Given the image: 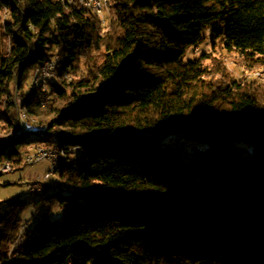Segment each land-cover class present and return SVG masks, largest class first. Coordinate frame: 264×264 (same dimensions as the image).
Returning a JSON list of instances; mask_svg holds the SVG:
<instances>
[{
  "label": "trees",
  "instance_id": "16d2710c",
  "mask_svg": "<svg viewBox=\"0 0 264 264\" xmlns=\"http://www.w3.org/2000/svg\"><path fill=\"white\" fill-rule=\"evenodd\" d=\"M106 10L102 23L76 0H0L1 126L19 110L47 124L0 138V162L20 165L35 144L65 157L55 188L30 195L35 223L22 229L25 198L0 206V264H264V83L211 51L186 57L221 38L241 71L264 67V0ZM52 52L44 106L28 83Z\"/></svg>",
  "mask_w": 264,
  "mask_h": 264
},
{
  "label": "rangeland",
  "instance_id": "374dc122",
  "mask_svg": "<svg viewBox=\"0 0 264 264\" xmlns=\"http://www.w3.org/2000/svg\"><path fill=\"white\" fill-rule=\"evenodd\" d=\"M109 15V13L104 12V15L101 17V22L104 23L107 16ZM214 40H212L211 38H207L203 43H201L200 45H198L197 48L191 46L188 48L187 52H186V57L191 56V55H199L201 54V52L203 51H211L213 52V59L211 60V62L214 63H218L221 64L222 66H224L225 71L230 74V75H234L236 77L240 76V75H245V74H249L248 72L245 71H241V65H240V57L234 53V52H225L224 50L222 51L220 48V44L219 42L221 41V38H218L215 40V45L213 46L211 43ZM55 54V52L51 53V56L53 57ZM259 68H264V67H259ZM258 69V68H256ZM255 70V69H254ZM253 71V70H252ZM55 71L53 70H46V68L44 70H42V68H37L33 73L31 80L28 83V90H34L35 88H40L42 90V94H41V102L42 104L45 106L49 103L50 101V96L47 94V89H46V84L45 83H39L37 86L32 85V80L34 75L36 76H40L43 77V74H51L53 77H55L54 73ZM251 72V71H249ZM49 78V76H47V79ZM46 79V80H47ZM263 83V82H262ZM18 101L20 100V98H22L20 95H16ZM34 119L35 121H37V119L35 117H31V119ZM3 125V122L0 121V136L4 137L6 134L9 133V129H3L1 126ZM181 139V138H180ZM180 139L178 138V136H171L168 140V142H172L171 144L173 145H177L180 141ZM178 142V143H177ZM189 144H187L185 147H188ZM184 147V148H185ZM200 148H205L206 144H200L199 145ZM75 155H77V153H74L73 156L76 157ZM49 168V163L46 161L43 162H39L33 165H28V166H24L21 169H17L14 170L12 172L0 175V206L4 207L5 205V201L7 199H11L13 197H20V198H25L28 202L27 207L25 208V210H23L22 214H21V223H22V229H24L27 224L32 225L33 223H35L41 216V211H37L36 213H34L35 210V206H36V198H30V193L29 190L27 188V183H31L32 181H34L35 179L42 177L43 173L45 170H47ZM56 179V177H54V175L49 179V182H54V180ZM41 193H39L38 195H40ZM58 216V212H54L50 215L51 218H54ZM264 222V221H263ZM24 236L23 234H20L18 239H22Z\"/></svg>",
  "mask_w": 264,
  "mask_h": 264
},
{
  "label": "bare ground",
  "instance_id": "6f19581e",
  "mask_svg": "<svg viewBox=\"0 0 264 264\" xmlns=\"http://www.w3.org/2000/svg\"><path fill=\"white\" fill-rule=\"evenodd\" d=\"M67 1L69 3H72L74 0H67ZM76 1L80 5L89 8L92 12H94L100 16V9H97V7H96V0H76ZM107 1L108 0H104V4H107ZM105 8H106V6H101V15H104ZM59 59H60L59 54H55L52 57L51 70L56 71L55 67H56V64L58 63ZM41 68H42V70H44V64L41 66ZM248 73L249 74H245V75L249 78H252V79H253V77H255V75H258L259 77H264V68H258V69L251 71V72H248ZM47 76L50 77L52 75H45L43 77L34 76L31 84L32 85L36 84V86H37L39 83H45ZM258 82L264 83V81H258ZM19 113L21 114V116L24 119H26V121L29 122V125H33L35 127L34 128H23V129L20 128V122H19V117H18V122L16 123V125L13 128L9 129V132H12V131H14V132L8 133L7 135H5L3 137L6 140H15L19 136L27 137L28 134L41 135L47 129V124L35 121L33 118L31 119V117H29L23 110H19ZM171 134L172 133H169L167 135H171ZM161 142L166 144V141H161ZM28 150H31V146L28 148ZM53 152L58 157L56 159H53V161H52V172L55 173L58 166L63 162L65 157H64L63 151L59 148L58 145H53ZM27 158H28V151L24 154L22 162L26 161ZM4 162H6V168H13L14 165H12V163H10L9 161H4ZM52 188H55V186H45L41 190H38L37 194L35 196H37L39 193L50 190ZM35 196H33V197H35Z\"/></svg>",
  "mask_w": 264,
  "mask_h": 264
},
{
  "label": "built area",
  "instance_id": "2783aa9c",
  "mask_svg": "<svg viewBox=\"0 0 264 264\" xmlns=\"http://www.w3.org/2000/svg\"><path fill=\"white\" fill-rule=\"evenodd\" d=\"M101 6H106V4H104V0H96V7L97 9H100V17L103 16L101 15ZM197 47L198 46H195V48ZM51 64H52V56L47 61L44 62V69L46 68V70H51ZM45 75L47 74H43V76ZM48 75H51V74H48ZM253 79H255L256 81H264V77H259L258 75H255ZM18 117H19V122H20V128L23 129V128H34L35 127L33 125H29V122L26 121V119H24L19 112H18ZM12 132H9V133H12ZM172 135L174 137L178 136L177 134L172 133L171 135L165 136L161 141H166V144H171L172 142L170 143L168 142V140ZM0 138H3V137L0 136ZM178 138L180 139L179 136ZM56 158L58 157L53 152V146L49 147V146H44L41 144H35L31 146V150H28V158L26 159V161L22 162L20 165L13 166V168H6V162L4 161L0 162V175L12 172L17 169H21L24 166L33 165V164L43 162V161L48 162L49 168L44 171L42 177L35 179L31 183L30 182L27 183V188L29 190L30 195L35 196L37 194V191L41 190L43 187L55 186L49 182V179L54 175V172H52V161L53 159H56Z\"/></svg>",
  "mask_w": 264,
  "mask_h": 264
}]
</instances>
